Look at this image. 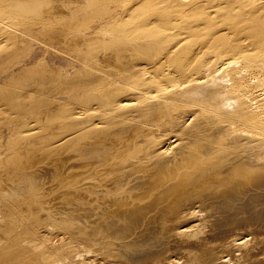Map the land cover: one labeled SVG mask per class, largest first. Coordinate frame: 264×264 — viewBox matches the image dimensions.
I'll use <instances>...</instances> for the list:
<instances>
[{
    "label": "bare ground",
    "instance_id": "obj_1",
    "mask_svg": "<svg viewBox=\"0 0 264 264\" xmlns=\"http://www.w3.org/2000/svg\"><path fill=\"white\" fill-rule=\"evenodd\" d=\"M0 264H264V0H0Z\"/></svg>",
    "mask_w": 264,
    "mask_h": 264
},
{
    "label": "rangeland",
    "instance_id": "obj_2",
    "mask_svg": "<svg viewBox=\"0 0 264 264\" xmlns=\"http://www.w3.org/2000/svg\"><path fill=\"white\" fill-rule=\"evenodd\" d=\"M107 253H109V254H110L111 252H107Z\"/></svg>",
    "mask_w": 264,
    "mask_h": 264
}]
</instances>
